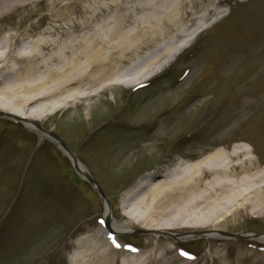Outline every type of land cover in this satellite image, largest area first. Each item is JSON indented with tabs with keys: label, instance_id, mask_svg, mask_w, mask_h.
I'll use <instances>...</instances> for the list:
<instances>
[{
	"label": "rangeland",
	"instance_id": "374dc122",
	"mask_svg": "<svg viewBox=\"0 0 264 264\" xmlns=\"http://www.w3.org/2000/svg\"><path fill=\"white\" fill-rule=\"evenodd\" d=\"M111 1L68 0L74 5ZM213 1L221 12L197 36L169 42L171 51L180 53L143 84L111 87L103 96L106 101L94 99L89 106L59 111L33 121V128L0 112V264H72L78 253L87 252L77 239L94 229L103 232L105 204L133 228L110 234L128 248L147 253L170 248L179 261L196 264H264V242L226 235L264 236L262 211L245 208L236 220L217 228L221 237L215 239L206 236L215 228L156 233L116 210L123 195L163 160H186L182 151L201 156L242 144L254 150L250 156L264 171V0ZM63 2L17 0L33 8L8 15L0 22V34L34 26L29 39L40 36L56 25L52 20L57 15L45 6ZM253 46L255 52L249 51ZM253 87L261 94L256 100L248 93ZM75 159L87 165L96 184L78 173ZM191 232L196 236L176 241ZM121 263L122 258L112 262Z\"/></svg>",
	"mask_w": 264,
	"mask_h": 264
},
{
	"label": "bare ground",
	"instance_id": "6f19581e",
	"mask_svg": "<svg viewBox=\"0 0 264 264\" xmlns=\"http://www.w3.org/2000/svg\"><path fill=\"white\" fill-rule=\"evenodd\" d=\"M65 1L45 6L57 15L52 20L56 25L40 36L29 39L34 26L26 31L12 27L0 34V112L22 119L28 128H33V121L59 111L89 106L94 99L106 101L103 96L111 87L143 84L180 53L171 51L169 42L197 36L206 29L208 20L221 12L213 0H112L109 4L75 5ZM16 2L0 0V22L12 13L19 15L33 8ZM26 39L30 41L23 44ZM149 48L150 53L143 56ZM255 48L248 50L255 52ZM165 57L167 60L159 63ZM237 58L229 59L224 69ZM254 88L248 93L256 100L261 94ZM251 153L254 150L242 144L201 156L200 152L182 151L181 158L186 160H163L159 169L123 195L116 210L121 217L156 233L215 228L206 236L220 238L217 228L229 225L245 208L264 213V171ZM74 164L79 174L89 175L90 169L81 159H75ZM102 222L108 224L103 232L94 229L77 239V245H83L87 252L78 253L72 264H112L119 258L121 264H196L179 261L169 254L170 248L147 253L126 247L110 231L121 234L133 228L116 219L108 204ZM194 233L181 235L176 241L188 240L196 236ZM247 236L264 242V236ZM89 254V259H83Z\"/></svg>",
	"mask_w": 264,
	"mask_h": 264
},
{
	"label": "water",
	"instance_id": "95a60500",
	"mask_svg": "<svg viewBox=\"0 0 264 264\" xmlns=\"http://www.w3.org/2000/svg\"><path fill=\"white\" fill-rule=\"evenodd\" d=\"M75 161V160H74ZM87 177V179L91 182V183H94V184H96L95 183V181L90 177V175H87L86 176ZM99 189V188H98ZM99 192L101 193V195L102 196H104V193H103V191L101 190V189H99ZM105 225H107L108 226V224H106L105 223ZM137 233H148L149 231H147V230H138V231H136ZM226 235H228V236H231V237H235V238H240V239H245V238H247L248 236L247 235H243V234H241V235H237V234H226ZM252 237H255V238H259V237H261L260 235H255V236H252Z\"/></svg>",
	"mask_w": 264,
	"mask_h": 264
}]
</instances>
